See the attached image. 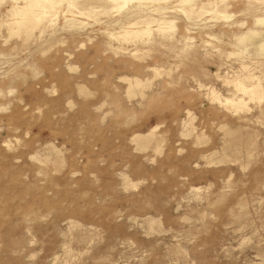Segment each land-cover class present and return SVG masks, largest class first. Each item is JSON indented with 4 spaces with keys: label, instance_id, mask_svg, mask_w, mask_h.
<instances>
[{
    "label": "rangeland",
    "instance_id": "374dc122",
    "mask_svg": "<svg viewBox=\"0 0 264 264\" xmlns=\"http://www.w3.org/2000/svg\"><path fill=\"white\" fill-rule=\"evenodd\" d=\"M179 1L26 36L0 0V264H264V0ZM243 76L259 102L215 100Z\"/></svg>",
    "mask_w": 264,
    "mask_h": 264
},
{
    "label": "bare ground",
    "instance_id": "6f19581e",
    "mask_svg": "<svg viewBox=\"0 0 264 264\" xmlns=\"http://www.w3.org/2000/svg\"><path fill=\"white\" fill-rule=\"evenodd\" d=\"M15 1H16L15 7L12 8L9 12V16L11 17V19L7 23V25L9 26L8 31L10 32V34H13V35H18L19 33H24V34H26V36H29L33 33L34 30L39 29V28H41V31H43L47 26L52 25V23L57 19L59 10H60V13L61 12L63 13L62 15H64V14H71V15L77 14L80 16L81 15L89 16L92 12H95V10H93L92 8H86V7L78 8V9L73 11L72 9H75V5H76L75 0H21L22 5H18L17 0H15ZM98 1L101 2L102 0L101 1L97 0V2ZM106 1L111 5L112 11L114 9L116 12H119L123 8H125L128 5V3H130L132 0H105V2L103 1L104 4H106ZM94 2H95V0H94ZM103 2H101V3H103ZM141 2H143V1H141ZM189 2H190V0H180L179 1L180 5L183 3H189ZM61 3H64V5L62 6L63 7L62 9H60ZM135 3H137V2H135ZM99 5H97V6H99ZM99 11H101V10H99ZM108 11H110V10H108ZM185 11H183V12L184 13H190L192 10H188L186 12ZM218 16H220L219 18H223V19H226L229 17L228 15H225L224 13L223 14L220 13ZM151 22H156V23L158 22L157 23V24H159V26L157 28L158 32H162L165 34L166 33L171 34V32H173V30L175 29L171 22H166V21L159 22L157 20H154V21L149 20V21H136V22H128V23L125 22L128 27L122 26L121 27L122 30H119V32H116V33H110L109 36L114 38V39H117V40L119 39L122 41H127L128 39H134L136 37H141V36L143 38L144 35L148 36L150 33V29L148 26ZM258 22L260 23L261 21H259V19H258ZM138 23L143 24L142 28L140 27L141 25L140 26L138 25V27H140V28L130 29L131 27L136 26ZM53 25H54V23H53ZM246 37L247 36H245L244 38H246ZM134 54H135V52L132 53V56ZM247 72H250V71H247ZM128 84H129L128 91H132L133 88H135V90H136L137 86H141L140 83L136 80L134 81L133 84L130 83V81ZM232 87H233L234 93H232L231 98H226V99L224 98L221 100L220 98L216 97L215 100L218 101V103L224 102V104L226 106L231 107L234 111L242 110V109L246 108L247 103L245 102L244 97H246L248 99V101H256L257 100L258 102H259V100H261L263 98V96H262V85H261L260 81L258 79L255 80L254 78H252L250 76H245V77L243 76V77L236 78L233 82ZM215 94H214V96H215ZM138 138L141 139V137H138Z\"/></svg>",
    "mask_w": 264,
    "mask_h": 264
}]
</instances>
